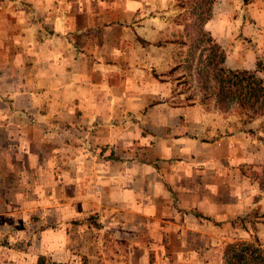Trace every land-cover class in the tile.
<instances>
[{"label":"crops","instance_id":"0c3cea01","mask_svg":"<svg viewBox=\"0 0 264 264\" xmlns=\"http://www.w3.org/2000/svg\"><path fill=\"white\" fill-rule=\"evenodd\" d=\"M240 2L263 17L264 0H217L218 42ZM175 5L0 0V264H164L184 251L182 264H218L254 203L238 168L261 153L174 93Z\"/></svg>","mask_w":264,"mask_h":264},{"label":"trees","instance_id":"16d2710c","mask_svg":"<svg viewBox=\"0 0 264 264\" xmlns=\"http://www.w3.org/2000/svg\"><path fill=\"white\" fill-rule=\"evenodd\" d=\"M216 2L217 0H188L180 5L184 12L178 17L189 23L177 21L179 25L184 24L185 39L179 38L176 43L179 46L189 45V55L192 58L199 51L198 68L194 74L201 88L202 101L214 99L215 108L223 113L229 111L231 106L236 107L245 118L244 124L261 120L260 130L264 134V65L259 63L254 71L232 70L224 66V50L205 30L206 24L212 19ZM243 2L247 4L250 0ZM204 53H207L206 57H203ZM191 67L192 65H189V68ZM246 132L252 134L251 130ZM259 140L264 144V137H259ZM245 167L251 170L260 169L254 174L255 178L261 180L264 189V160L259 165L240 166ZM88 222L87 224H92L96 229L102 228V225L96 222L95 216H91ZM230 223L234 228L239 227L244 231H248L247 224L253 231H256V224L264 225L262 221L246 217H236ZM38 264L42 263L39 261ZM223 264H264V247L257 236H253L252 240L234 239L223 250Z\"/></svg>","mask_w":264,"mask_h":264},{"label":"rangeland","instance_id":"374dc122","mask_svg":"<svg viewBox=\"0 0 264 264\" xmlns=\"http://www.w3.org/2000/svg\"><path fill=\"white\" fill-rule=\"evenodd\" d=\"M188 0H176V9L179 13L173 18V22L178 24L177 21H181V23L188 24L189 22L183 21V19L179 16L184 12L183 9H180V5L185 3ZM252 1V0H250ZM217 3V2H216ZM187 9H188V5ZM237 7L230 12L232 13L230 25H231V37H223L221 41H217L214 36L212 38L222 47L226 54V60L224 66L227 69L232 70H256V66L260 63L264 65V14L263 17L261 14L260 7H244L240 2ZM214 18V8H213V16ZM211 19V20H212ZM211 20L206 24L205 30L211 34L208 30V24ZM184 24H182V28L174 30V37L178 36V39H185L184 35ZM179 25V24H178ZM212 35V34H211ZM188 43V40H187ZM189 45L187 46H179L177 47L178 58L176 59L175 64L179 65L174 70H177L176 73H173V85H174V93L177 91L183 93V97H190L191 99L197 100L205 110L207 111H217L221 118L227 121L230 125L231 130L238 131H248L251 130L252 134H248L253 139V153H261L260 160L256 163L259 165L264 160V144L259 140V137H264V134L260 130V122L261 120L254 121L249 124H244V116L237 110L236 107H232L229 111L223 113L218 111L215 108V100H205L202 101V92L200 85L197 83V79L195 77V69L197 66V59L199 55V51L192 58L189 55ZM179 49V50H178ZM207 53L203 54V57H206ZM189 65H192L189 68ZM179 74L180 76H176ZM178 81V82H175ZM246 126V128H245ZM255 164V163H254ZM255 171L251 170L247 167L238 168V176H243L246 178L247 184H250L253 188L251 192L253 193L252 198L254 199V203L251 208L246 211V214L238 216V217H246L247 219H255L264 222V189H262L261 180L255 178ZM87 224V223H86ZM239 231L236 232V235L233 237H229L226 239L225 243L221 246L215 248L212 252V258L214 262L218 264H223V250L225 247L232 243L233 240H252L253 236H257L260 244L264 247V225L261 223L256 224V231H253L249 224H247L248 231H244L241 228H237ZM108 238L106 237V241L108 242ZM30 243V241H29ZM185 252V251H184ZM181 253V256H178L175 253L166 254V259L164 260V264H182L188 259L187 253ZM40 261V259H39ZM47 264H51L50 260L44 259L42 260ZM75 261H79L80 264H87L91 262L90 260H86L83 258L75 259ZM93 263L97 261L96 259L92 260Z\"/></svg>","mask_w":264,"mask_h":264}]
</instances>
